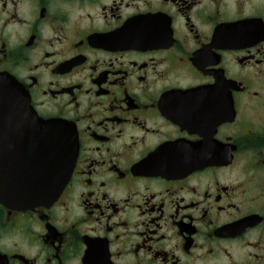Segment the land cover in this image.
<instances>
[{"label":"flooded vegetation","instance_id":"af4514ba","mask_svg":"<svg viewBox=\"0 0 264 264\" xmlns=\"http://www.w3.org/2000/svg\"><path fill=\"white\" fill-rule=\"evenodd\" d=\"M3 73L77 152L0 264H264V0H0Z\"/></svg>","mask_w":264,"mask_h":264},{"label":"water","instance_id":"95a60500","mask_svg":"<svg viewBox=\"0 0 264 264\" xmlns=\"http://www.w3.org/2000/svg\"><path fill=\"white\" fill-rule=\"evenodd\" d=\"M37 119L24 87L9 74H0L2 204H52L70 180L77 149L72 129L63 122ZM33 137H44V145L33 147Z\"/></svg>","mask_w":264,"mask_h":264}]
</instances>
